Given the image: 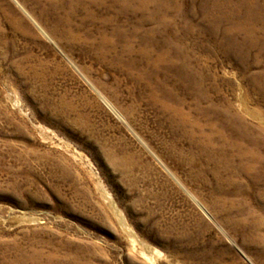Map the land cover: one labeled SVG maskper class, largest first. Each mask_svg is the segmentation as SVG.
Returning a JSON list of instances; mask_svg holds the SVG:
<instances>
[{
  "label": "rangeland",
  "instance_id": "obj_1",
  "mask_svg": "<svg viewBox=\"0 0 264 264\" xmlns=\"http://www.w3.org/2000/svg\"><path fill=\"white\" fill-rule=\"evenodd\" d=\"M0 264H264V0H0Z\"/></svg>",
  "mask_w": 264,
  "mask_h": 264
},
{
  "label": "bare ground",
  "instance_id": "obj_2",
  "mask_svg": "<svg viewBox=\"0 0 264 264\" xmlns=\"http://www.w3.org/2000/svg\"><path fill=\"white\" fill-rule=\"evenodd\" d=\"M116 1H118V0H116ZM161 55V57H163V55L164 54H160ZM171 63H172V66H173V68H175L176 69V71L179 73V76L181 77V79H186V75L188 74L187 72H186V70H187V67H186V65L185 64H179V63H176V62H173V61H171ZM155 66H158V64L157 63H153ZM238 115V114H237ZM240 119V118H239ZM244 134V133H243ZM243 152H245V151H243ZM254 152V151H253ZM253 158H254V160L255 161H260V160H262V157H261V155H259V154H257V153H255L254 155H253ZM149 252V251H148ZM144 253H147V252H144ZM145 256H147V255H145Z\"/></svg>",
  "mask_w": 264,
  "mask_h": 264
}]
</instances>
